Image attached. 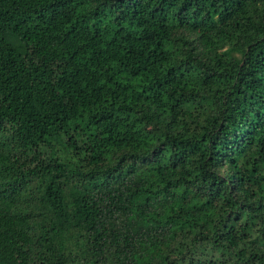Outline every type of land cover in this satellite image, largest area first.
Listing matches in <instances>:
<instances>
[{
	"label": "trees",
	"instance_id": "trees-1",
	"mask_svg": "<svg viewBox=\"0 0 264 264\" xmlns=\"http://www.w3.org/2000/svg\"><path fill=\"white\" fill-rule=\"evenodd\" d=\"M0 264H264V0H0Z\"/></svg>",
	"mask_w": 264,
	"mask_h": 264
}]
</instances>
